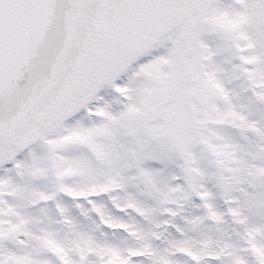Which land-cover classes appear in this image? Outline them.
Instances as JSON below:
<instances>
[{
    "label": "snow or ice",
    "instance_id": "snow-or-ice-1",
    "mask_svg": "<svg viewBox=\"0 0 264 264\" xmlns=\"http://www.w3.org/2000/svg\"><path fill=\"white\" fill-rule=\"evenodd\" d=\"M0 264H264V0H0Z\"/></svg>",
    "mask_w": 264,
    "mask_h": 264
}]
</instances>
